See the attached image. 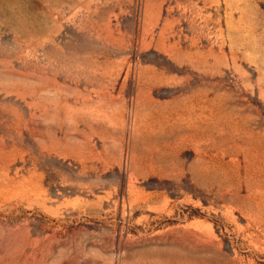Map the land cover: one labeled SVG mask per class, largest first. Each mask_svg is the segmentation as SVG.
<instances>
[{"label": "rangeland", "instance_id": "374dc122", "mask_svg": "<svg viewBox=\"0 0 264 264\" xmlns=\"http://www.w3.org/2000/svg\"><path fill=\"white\" fill-rule=\"evenodd\" d=\"M0 264H264V0H0Z\"/></svg>", "mask_w": 264, "mask_h": 264}]
</instances>
